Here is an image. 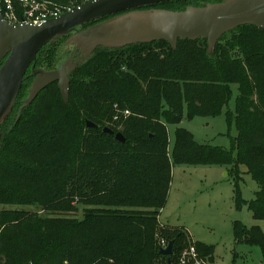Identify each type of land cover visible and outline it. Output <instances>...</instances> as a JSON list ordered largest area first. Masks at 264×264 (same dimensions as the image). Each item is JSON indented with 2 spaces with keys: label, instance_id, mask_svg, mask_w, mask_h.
<instances>
[{
  "label": "trees",
  "instance_id": "obj_1",
  "mask_svg": "<svg viewBox=\"0 0 264 264\" xmlns=\"http://www.w3.org/2000/svg\"><path fill=\"white\" fill-rule=\"evenodd\" d=\"M219 1L174 0L140 8L183 10ZM68 36L43 46L35 67L55 69ZM29 73L13 109L28 94ZM232 84L237 95L229 110ZM124 110L130 112L126 117ZM222 112L236 130L230 149L201 144L183 127L175 129L169 147L166 124H178L183 115L191 120ZM19 113L0 125V205H33L63 216L0 209V264H165L159 239L173 241L170 259L176 264L188 245L187 232L158 220L172 163L224 165L237 179L250 175L258 185L255 197L242 199L237 187L235 204H246L253 218L264 219V29L239 26L211 53L201 38L178 40L175 49L165 40L99 46L69 75L67 102L53 82ZM86 119L99 128H86ZM104 126L121 132L125 142L103 132ZM74 202L86 206L81 218L64 215L77 209ZM233 237L237 245L259 247L264 264L258 226L235 220ZM195 243L200 256L214 259L213 245Z\"/></svg>",
  "mask_w": 264,
  "mask_h": 264
},
{
  "label": "water",
  "instance_id": "obj_2",
  "mask_svg": "<svg viewBox=\"0 0 264 264\" xmlns=\"http://www.w3.org/2000/svg\"><path fill=\"white\" fill-rule=\"evenodd\" d=\"M174 0H92L74 7L57 17L40 24H11L0 15V125L10 115L27 70L33 76L23 107L32 103L49 84L56 82L64 102L68 101L69 75L79 62L97 47L120 48L136 43L165 40L175 49L178 40H207V53L227 32L242 25L264 29V0H222L187 6L183 10H170L152 6ZM125 11L119 14L118 12ZM116 14L84 29V23ZM69 35L66 45L73 46L71 53L52 70L35 67L39 50L56 39ZM86 128L99 125L86 119ZM113 134L115 140L125 142L121 132L102 127ZM166 256L165 264H172L173 241L159 248Z\"/></svg>",
  "mask_w": 264,
  "mask_h": 264
},
{
  "label": "rangeland",
  "instance_id": "obj_3",
  "mask_svg": "<svg viewBox=\"0 0 264 264\" xmlns=\"http://www.w3.org/2000/svg\"><path fill=\"white\" fill-rule=\"evenodd\" d=\"M66 40L67 38L64 41L65 45ZM72 48L71 44L66 45L64 50L61 47L57 67L68 57ZM230 87L232 95L228 102L229 110L233 109L237 95V85L232 84ZM23 100L20 109H12L11 115L8 116L11 122L20 117L19 112L22 110ZM116 116L119 117V115ZM114 120H116L115 116ZM177 127L189 130L195 140L201 144L220 146L225 149L231 148V139L236 135L234 125L230 126L226 121L225 112L213 117L197 116L191 120L183 115L178 124H166L170 148L173 145L174 132ZM171 171L172 178L168 195L158 217L160 224L173 227L182 226L187 229L193 238V240L190 239L188 233L186 234L188 244L196 245L195 241H200L213 245L214 259L209 261L206 258L208 264H262L259 247L246 244L237 245L233 237L235 220L241 221L246 226H258L264 234V219L253 218L246 204L239 208L234 199V190L237 187L242 199L249 201L254 198L258 190L256 181L248 174H242V178L237 179L236 173L229 166L217 164L172 163ZM74 203L77 209L66 212L64 215L81 218L86 206ZM2 208L25 209L36 212L40 216H63L61 212L41 210L33 205H0V209Z\"/></svg>",
  "mask_w": 264,
  "mask_h": 264
},
{
  "label": "built area",
  "instance_id": "obj_4",
  "mask_svg": "<svg viewBox=\"0 0 264 264\" xmlns=\"http://www.w3.org/2000/svg\"><path fill=\"white\" fill-rule=\"evenodd\" d=\"M88 1L92 0H0V15L11 24H40ZM122 114L126 117L130 112L124 110ZM167 243L165 239L159 240L160 247H165ZM177 262L178 264L209 263L200 256L194 244H188L180 252Z\"/></svg>",
  "mask_w": 264,
  "mask_h": 264
},
{
  "label": "flooded vegetation",
  "instance_id": "obj_5",
  "mask_svg": "<svg viewBox=\"0 0 264 264\" xmlns=\"http://www.w3.org/2000/svg\"><path fill=\"white\" fill-rule=\"evenodd\" d=\"M76 28H77V29H83L81 26H77ZM85 28H86V27H85ZM71 53L74 55V60H75V59L77 58V53L73 52V48L70 50L69 55H70ZM69 55H68V56H69Z\"/></svg>",
  "mask_w": 264,
  "mask_h": 264
},
{
  "label": "crops",
  "instance_id": "obj_6",
  "mask_svg": "<svg viewBox=\"0 0 264 264\" xmlns=\"http://www.w3.org/2000/svg\"><path fill=\"white\" fill-rule=\"evenodd\" d=\"M185 230H186V232L188 233L189 238L193 240V238L190 236V234H189V232L187 231V229H185Z\"/></svg>",
  "mask_w": 264,
  "mask_h": 264
}]
</instances>
